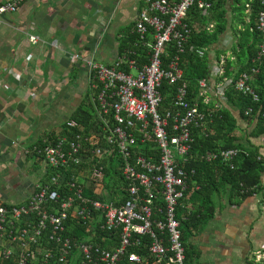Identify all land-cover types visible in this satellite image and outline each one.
<instances>
[{"label":"built area","instance_id":"built-area-1","mask_svg":"<svg viewBox=\"0 0 264 264\" xmlns=\"http://www.w3.org/2000/svg\"><path fill=\"white\" fill-rule=\"evenodd\" d=\"M25 2H0V19ZM195 4L209 16L212 6L204 0H147L129 31L134 44L111 65L87 61V103L94 121L87 127L69 120L25 151L44 162L49 173L22 203L0 195V264H121L124 258V264H148L138 253L142 248L153 264H187L176 212L190 173L180 163L188 160L193 133L206 136L220 107L202 108L201 101L209 106L214 93L227 103V83L259 101L251 84L259 70L234 82L226 77L224 61L217 87L201 80L199 96L189 99L181 61L192 32L185 19ZM260 6L252 29L261 36L259 60L264 58V0ZM246 8L250 13L251 2ZM191 51L204 56L202 49ZM165 81L177 91L161 111ZM238 154L236 149L206 152L201 159L227 163ZM248 262L264 264V245Z\"/></svg>","mask_w":264,"mask_h":264},{"label":"crops","instance_id":"crops-1","mask_svg":"<svg viewBox=\"0 0 264 264\" xmlns=\"http://www.w3.org/2000/svg\"><path fill=\"white\" fill-rule=\"evenodd\" d=\"M146 1L26 0L17 13L0 19V195L5 201H26L47 176V165L25 151L58 132L77 109L86 106L91 83L87 61L115 62L121 54L120 40ZM239 1L227 0L228 29L207 49L212 86L219 80L221 61L231 79L248 63L237 46V30L232 29L238 22ZM31 37L39 41L34 43ZM232 109L238 120L237 136L245 147H259L264 157V137L254 138L255 124ZM31 162L38 165L33 181L26 179ZM17 189L23 191L19 198L13 192ZM217 199L214 217L186 241L188 264H249L251 252L264 245V198L230 200L224 191Z\"/></svg>","mask_w":264,"mask_h":264},{"label":"trees","instance_id":"trees-1","mask_svg":"<svg viewBox=\"0 0 264 264\" xmlns=\"http://www.w3.org/2000/svg\"><path fill=\"white\" fill-rule=\"evenodd\" d=\"M204 1L209 2L212 6L209 16H203L202 11L195 4L189 10L185 19V23L191 28L192 32L185 53L182 56L181 66L184 69L183 82L188 85L190 100L199 96V83L201 80H206L212 86L211 66L206 54L207 49L220 39L230 24L227 18V0ZM250 2L252 9L247 14L246 4ZM238 3L240 4L236 7L238 11L236 20L238 22L232 24V29L237 30L236 34L239 38L237 46L240 52L248 56V63L240 69L233 81L235 82L244 73L252 76V70L258 69L259 73L252 76L251 84L255 93L259 96V101H255L252 95L236 91L234 84L229 83L225 87L227 103L222 102L214 93L212 94L213 102L209 106H205L201 101L202 108L214 110L215 104L218 103H220V107L215 109L212 114L213 123L208 126L206 136L199 130L193 133L195 141L188 160L185 163H180V166L190 173V186L186 198L180 201L176 212V219L180 222L181 239L186 249L187 264L190 258L186 241L193 235V231L214 217L217 204L216 198L220 194L226 191L229 193L230 200L233 198L246 200L255 195H261L264 198V183L262 181L264 157L259 147H245L237 136L238 120L232 109L235 107L244 120L255 124L252 131L254 138L264 137V58L258 59L261 36L258 32L252 30L256 27L261 6L260 0H246L244 2L240 0ZM246 18H248V21ZM211 24H214V28L209 30ZM239 25L242 26L241 29H238ZM129 31L120 40V52L132 46L135 42V36L130 35ZM192 47L204 50V56L200 57L192 52ZM237 51V48L234 49V53L239 56ZM225 74L226 77L230 78L228 67L225 69ZM216 84L217 82L212 86L213 89L217 87ZM176 89V86L169 85L166 81L163 83L161 111L171 106L176 95ZM191 103L193 102L191 101ZM248 109L253 110L249 116L246 115ZM70 121H76L80 126L88 127L93 123L94 117L91 111L84 106V108L81 107L72 114ZM41 142L42 140L38 143L41 144ZM229 149L239 151L233 162L225 163L221 160L206 162L201 159L203 153ZM115 241L118 242V239L115 238ZM138 253L142 254L148 264H153L154 260L149 258L147 248L140 249ZM127 261L128 259L124 258L121 264Z\"/></svg>","mask_w":264,"mask_h":264},{"label":"rangeland","instance_id":"rangeland-1","mask_svg":"<svg viewBox=\"0 0 264 264\" xmlns=\"http://www.w3.org/2000/svg\"><path fill=\"white\" fill-rule=\"evenodd\" d=\"M85 108L86 109H88L89 111H91V107L89 106V104L87 103L86 104V106H85ZM28 168H30L29 166H28ZM34 168H38V165H36L35 163H33V162H31V168H30V170H28L27 171V178L26 179H28V180H31V181H33V180H35L36 179V174H35V172L33 171V169ZM27 186L29 187L30 185H29V182H28V184H27ZM26 187V186H25ZM24 187V188H25ZM13 192H14V194L19 198L21 195H22V190L20 191L19 189H17V190H13ZM222 195H223V193H222ZM185 198H186V195H185ZM189 198V197H188ZM21 199V198H20ZM217 199V198H216ZM184 200V199H183ZM217 201H218V199H217ZM14 203V202H13Z\"/></svg>","mask_w":264,"mask_h":264}]
</instances>
